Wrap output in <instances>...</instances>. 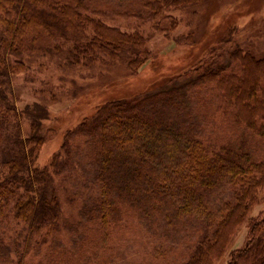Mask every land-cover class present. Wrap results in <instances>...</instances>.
<instances>
[{"label":"trees","instance_id":"1","mask_svg":"<svg viewBox=\"0 0 264 264\" xmlns=\"http://www.w3.org/2000/svg\"><path fill=\"white\" fill-rule=\"evenodd\" d=\"M105 1L115 6L109 11L96 0H0V225L11 214L24 226L7 244L0 239V264H14L12 255L15 264H26L34 244H48L49 264H114L119 248L138 242L175 250L190 237L179 264H217L229 251L228 264H264V212L250 219L245 245L232 248L264 190V155L255 158L244 143L206 145L190 96L193 86H212L217 111L264 143V56L237 45L226 63L218 53L232 46L237 26L217 33L220 42L210 47L208 37L200 43L192 34L177 38V46L197 44L189 62L132 87L130 95L100 102L66 131L50 164L38 165L51 111L38 102L16 106L12 78L25 69L24 56H63L67 68L124 63L135 78L156 62L141 25L150 23L168 37L179 25L170 13L205 0ZM122 20L139 26L125 30L117 25ZM184 77L194 80L177 85ZM112 88L116 83L107 92ZM84 161L98 194L80 211L82 225L74 229L81 237L64 243L54 237L67 225L56 177ZM70 250L76 260L68 257Z\"/></svg>","mask_w":264,"mask_h":264},{"label":"rangeland","instance_id":"2","mask_svg":"<svg viewBox=\"0 0 264 264\" xmlns=\"http://www.w3.org/2000/svg\"><path fill=\"white\" fill-rule=\"evenodd\" d=\"M97 5L106 10L115 3L105 0H96ZM140 6V5H139ZM137 6V7H139ZM111 7V8H110ZM139 10V9H137ZM141 10V9H140ZM178 21V28L165 36L155 32L150 23L141 25V32L147 37L148 48L155 56L156 62L147 63L137 77H132L124 63H99L93 66L64 67L63 56H24L25 69L16 71L12 78L13 98L19 110L27 104L35 102L48 106L51 118L44 122L42 134L45 143L42 146L38 165H49L53 154L59 150L63 136L67 130L74 128L85 117L89 116L96 105L107 100L112 95L124 97L132 94L131 88H141L144 83L154 79L156 75L173 71L189 62L191 56L198 48L190 49L187 46H177L175 41L179 37L189 34L194 36L195 42L200 43L207 38L206 46L218 45L217 33L226 28L237 26L238 33L232 46H222L218 51L223 54L224 61L231 63L230 52L235 46L250 51L256 57L264 56V0H205L202 4H194L181 10L170 13ZM123 29H133L139 24L133 20L117 22ZM220 35V34H219ZM211 37V38H209ZM194 56H192L193 58ZM14 61L15 57L12 58ZM169 67H172L169 69ZM175 67V68H173ZM167 68V69H166ZM194 77H184L178 81L184 84L191 82ZM116 83L117 88L107 92V88ZM172 85H175L173 82ZM192 107L199 123L200 137L212 149H218L227 144H242L260 159L264 155V143L250 134L248 130L239 127L230 117H224L217 111L213 102V90L206 86H193L191 89ZM107 93V94H106ZM55 98V99H54ZM23 133L28 136L30 132L29 120H22ZM81 139H78L80 142ZM56 184L67 220L60 236L64 243H71V238H80L81 235L74 227L81 223L80 211L90 204L97 196L98 191L94 184L92 171L87 163L74 172H65L64 176L56 177ZM264 212V190L258 194L257 204L239 228L233 243V249L241 248L248 238L249 221L258 218ZM0 225V239L7 244L24 228L18 224L11 214L5 216ZM82 227L79 233H82ZM186 240L178 249L172 250L164 245L160 250H152V245L133 244L114 251V264H179L185 260L190 250H186L194 240ZM71 247V245H69ZM48 244L33 250L26 259V264H49ZM73 260H76L75 250L69 251ZM230 251L217 264H228L231 258ZM14 264L17 257L12 255ZM5 264H10L5 263Z\"/></svg>","mask_w":264,"mask_h":264}]
</instances>
